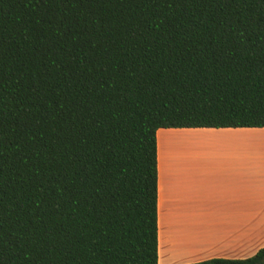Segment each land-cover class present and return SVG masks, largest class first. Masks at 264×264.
Instances as JSON below:
<instances>
[{
    "label": "trees",
    "instance_id": "obj_1",
    "mask_svg": "<svg viewBox=\"0 0 264 264\" xmlns=\"http://www.w3.org/2000/svg\"><path fill=\"white\" fill-rule=\"evenodd\" d=\"M241 127L264 0H0V264H157L156 131Z\"/></svg>",
    "mask_w": 264,
    "mask_h": 264
},
{
    "label": "crops",
    "instance_id": "obj_2",
    "mask_svg": "<svg viewBox=\"0 0 264 264\" xmlns=\"http://www.w3.org/2000/svg\"><path fill=\"white\" fill-rule=\"evenodd\" d=\"M172 133L201 139L172 147ZM156 227L157 264L243 259L264 247V127L158 129Z\"/></svg>",
    "mask_w": 264,
    "mask_h": 264
},
{
    "label": "rangeland",
    "instance_id": "obj_3",
    "mask_svg": "<svg viewBox=\"0 0 264 264\" xmlns=\"http://www.w3.org/2000/svg\"><path fill=\"white\" fill-rule=\"evenodd\" d=\"M160 135V132H159ZM201 139L200 136L188 135L184 133H172L166 141L165 144H170L172 147H196L197 143Z\"/></svg>",
    "mask_w": 264,
    "mask_h": 264
}]
</instances>
